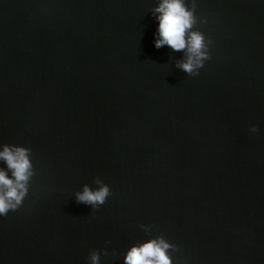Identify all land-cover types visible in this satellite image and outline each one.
Segmentation results:
<instances>
[{
	"label": "water",
	"instance_id": "1",
	"mask_svg": "<svg viewBox=\"0 0 264 264\" xmlns=\"http://www.w3.org/2000/svg\"><path fill=\"white\" fill-rule=\"evenodd\" d=\"M156 6L0 0V146L35 170L0 264H124L157 236L173 264H264V0H196V77L154 46ZM97 177L112 195L94 210L76 193Z\"/></svg>",
	"mask_w": 264,
	"mask_h": 264
},
{
	"label": "clouds",
	"instance_id": "2",
	"mask_svg": "<svg viewBox=\"0 0 264 264\" xmlns=\"http://www.w3.org/2000/svg\"><path fill=\"white\" fill-rule=\"evenodd\" d=\"M196 12V0H157L152 13L158 21L157 38L154 46L157 49L169 47L174 52H182L184 59L176 62V67L191 77L199 76L205 61L211 59L212 41L196 29L199 23ZM258 129L252 127L250 132ZM0 150V162L6 168H0V217L7 216L23 206L28 196L30 182L35 175L31 161V150L22 146L3 145ZM98 187L93 190L88 185L76 193V202L99 209L107 202L112 192L99 177L93 181ZM140 227L148 234L151 226ZM176 245L169 243L163 236H157L146 242L132 246L124 257V264H173L171 253L177 252ZM101 251L92 250L89 264H100ZM103 255L107 256L106 251Z\"/></svg>",
	"mask_w": 264,
	"mask_h": 264
}]
</instances>
